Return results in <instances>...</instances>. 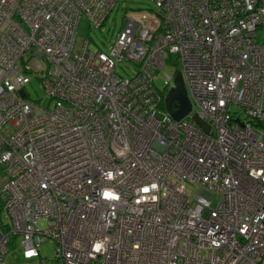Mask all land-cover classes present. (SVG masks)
Returning <instances> with one entry per match:
<instances>
[{"label": "built area", "instance_id": "obj_1", "mask_svg": "<svg viewBox=\"0 0 264 264\" xmlns=\"http://www.w3.org/2000/svg\"><path fill=\"white\" fill-rule=\"evenodd\" d=\"M150 1L105 53L78 24L119 0H0V264H264V0ZM173 56L209 134L160 110Z\"/></svg>", "mask_w": 264, "mask_h": 264}, {"label": "rangeland", "instance_id": "obj_2", "mask_svg": "<svg viewBox=\"0 0 264 264\" xmlns=\"http://www.w3.org/2000/svg\"><path fill=\"white\" fill-rule=\"evenodd\" d=\"M128 10H130L128 13L144 14L146 16H152L157 11L155 3L150 0H119V2L113 8V12L110 14L101 29L93 28L86 19H82L80 21V23L78 24L79 27L76 34L77 38L75 45L79 46L81 42H85L91 39L92 42H95L97 44L101 51L110 53L111 45L113 44L117 33L123 28L126 19L125 14ZM127 64L119 62L116 66L118 74L126 79L128 77H131L133 72L129 67H126ZM43 65L44 68L42 71H33V73H29L30 78H32V82L26 86V92H28L31 99L39 103L41 107L53 108L54 102L46 93V87L42 81V79L46 75L45 70L47 68V64L45 61L43 62ZM129 66L133 65L129 64ZM176 72L177 67L173 66L172 63H168L166 69L158 73L156 79V87L159 90H163L167 78H173L176 75ZM165 106H161L160 110L163 112L166 111ZM187 191L189 195H191V193L193 192V187L191 185L188 186ZM197 193L198 190L194 192L195 195ZM217 203L218 199L215 198L212 206H214V208L217 207ZM39 226L41 228H46L48 226L47 221L45 219H41L39 222ZM10 242L12 241L10 240ZM13 242L15 248H10L8 243V251L6 252V256L4 258V264H39L38 260L25 261L22 257V251L19 249V239ZM41 256L46 258V260L55 259V257L57 256L56 245L49 242L43 244L41 247Z\"/></svg>", "mask_w": 264, "mask_h": 264}, {"label": "water", "instance_id": "obj_3", "mask_svg": "<svg viewBox=\"0 0 264 264\" xmlns=\"http://www.w3.org/2000/svg\"><path fill=\"white\" fill-rule=\"evenodd\" d=\"M174 87L165 97L164 103L166 111L176 121H182L189 116H193V121L201 127L207 134L211 131V126L203 121L197 113H194L193 102H191L189 90L185 83V79L180 72L174 77Z\"/></svg>", "mask_w": 264, "mask_h": 264}, {"label": "trees", "instance_id": "obj_4", "mask_svg": "<svg viewBox=\"0 0 264 264\" xmlns=\"http://www.w3.org/2000/svg\"><path fill=\"white\" fill-rule=\"evenodd\" d=\"M130 10H128L127 12H129ZM126 12V13H127ZM125 17H126V14H125ZM106 22V21H105ZM104 22V23H105ZM125 22H124V25H123V28L125 27ZM104 25V24H103ZM94 28V27H93ZM102 28V27H101ZM101 28H98V29H101ZM122 28V29H123ZM95 29H96V27H95ZM116 39V38H115ZM88 41H91V43H94V45L95 46H97V44L95 43V42H92V40L90 39V40H88ZM114 43V42H113ZM98 47V46H97ZM98 49L101 51V49L98 47ZM102 52H104V51H102ZM106 53V52H105ZM119 63V62H118ZM117 63V64H118ZM122 63H126V62H122ZM128 63V62H127ZM126 63V64H127ZM169 63H172L173 64V66H175V67H177V72L179 71V67H178V60H177V58L175 57V56H173V57H171L170 58V61H169ZM129 64H132L133 66H129ZM126 67H129L133 72H132V76H134V75H136V74H138V64H135V63H133V62H129L128 64H127V66ZM176 72V73H177ZM131 76V77H132ZM122 77V76H121ZM169 93H166L165 94V97L168 95ZM165 97H164V99H163V104H162V107H164L165 106V103H164V100H165ZM33 101V100H32ZM3 208H4V204H3V196H2V194H1V192H0V221H1V219H2V214H3ZM18 240V238H12V242H10L9 243V247L10 248H15L14 247V242L13 241H17Z\"/></svg>", "mask_w": 264, "mask_h": 264}]
</instances>
